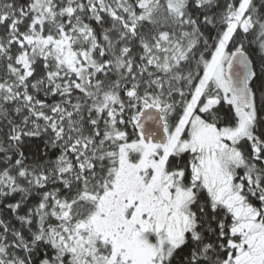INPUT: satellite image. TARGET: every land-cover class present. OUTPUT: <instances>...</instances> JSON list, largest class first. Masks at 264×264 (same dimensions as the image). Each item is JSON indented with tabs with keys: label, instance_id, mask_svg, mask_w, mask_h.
Wrapping results in <instances>:
<instances>
[{
	"label": "snow or ice",
	"instance_id": "obj_1",
	"mask_svg": "<svg viewBox=\"0 0 264 264\" xmlns=\"http://www.w3.org/2000/svg\"><path fill=\"white\" fill-rule=\"evenodd\" d=\"M0 264H264V0H0Z\"/></svg>",
	"mask_w": 264,
	"mask_h": 264
}]
</instances>
